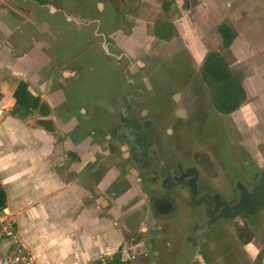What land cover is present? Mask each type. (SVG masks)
Here are the masks:
<instances>
[{
	"label": "rangeland",
	"instance_id": "374dc122",
	"mask_svg": "<svg viewBox=\"0 0 264 264\" xmlns=\"http://www.w3.org/2000/svg\"><path fill=\"white\" fill-rule=\"evenodd\" d=\"M41 1L67 11L73 22L54 9L50 14L48 6L42 7L39 0H2L9 13L10 8L22 12L20 18L7 15L1 21L3 25L0 23V92L5 97L0 99V115L6 111L0 117L4 119L0 143L7 140L13 148H24L17 144L18 140L26 142L25 130L35 129L30 140L36 146L37 158L45 155L46 161L53 163L49 166L53 174L83 190L84 209L99 201L101 258L113 257L120 250L126 264H189L194 255L187 249L185 232L193 220L194 208L168 217L156 216L155 193L144 189L139 175L128 165L126 141L114 137L121 127L118 100L110 99L108 94L115 62L109 63L107 58L105 61L96 48H88L79 58L95 60L91 75L96 84L94 96L96 91L109 96L97 99L93 95L82 97L79 91L76 101H71L70 89L65 88L62 93L64 86L59 84V75L51 71L60 64L56 59H67L93 41L100 42L94 38L93 29L97 27L104 33L122 30L120 37L122 32L133 31L125 50L136 61L148 64L144 71L148 79L142 88L150 93L156 91L154 82L161 87L158 86V93L163 118L155 115L162 130L164 153L167 154V147L176 146L174 149L188 162L194 157L202 158L205 182L225 199L236 200V182L241 180L251 187L264 169V0H174L171 17L162 8L165 0ZM157 23L172 24L171 40L155 37ZM222 27L234 36L228 49L224 47L227 32ZM133 44H142L147 54L140 57ZM211 51L220 52L231 68L243 76L247 101L230 115L214 110L209 90L201 79L200 70ZM49 80L56 85V93L49 92ZM22 81L49 105L46 119L51 121V132L39 127L38 121L45 118L38 112L26 120L15 113V103L11 104L9 98ZM71 81L72 89H78L76 79ZM193 88H198L205 99L204 112L200 113L195 103ZM178 91L184 93L189 114L186 119L173 118L169 123V114L177 109L173 96ZM151 97L152 93L140 106L156 108ZM81 109L87 110L88 115L82 116ZM17 124L21 128L9 131L4 127ZM167 129H174L175 134L168 135ZM11 135L19 138L16 141ZM6 169L0 165V170ZM68 203L67 199L62 202L64 209ZM245 228L251 238L248 244L241 237ZM201 254L202 264H264V209L253 217L218 224L209 233Z\"/></svg>",
	"mask_w": 264,
	"mask_h": 264
},
{
	"label": "flooded vegetation",
	"instance_id": "af4514ba",
	"mask_svg": "<svg viewBox=\"0 0 264 264\" xmlns=\"http://www.w3.org/2000/svg\"><path fill=\"white\" fill-rule=\"evenodd\" d=\"M93 30L95 33L94 38H99L101 41H93L82 51L77 52L74 56L70 55L67 59L65 57L61 61L56 59L60 64L54 70L50 69V71L53 70L51 74L57 73L59 75V78H57L59 84L61 87L64 86V88L60 89L62 93H65V88L70 89V93L72 94L71 101H76L75 95H78L79 91L82 97L93 95V99H97L99 96V98L109 97V94L110 99L114 101L118 100L117 115L119 116L121 127L114 137L116 140L123 138L126 141L127 147L125 149H128V156L126 157L128 165L139 175L144 189L155 193L153 209L156 216L168 217L176 211H186L189 207L194 208L191 212V214L194 213L193 220L186 226L185 242L187 249L194 255L193 258L197 260L193 261L194 259H192L190 263L202 264L200 262L202 257L201 251L208 242L209 233L218 224L229 220L218 221L204 235L196 234L194 229L207 223V210H216L217 204H219L218 201L222 200L230 205L234 204L239 198L237 185L239 182L243 183V181L238 180L235 184L238 192L236 200H227L222 193L214 191L210 184L207 181L205 182L203 170V165H205L203 161L205 160L200 157L198 159L194 157L191 162H188L181 156L177 148L174 149L176 146H171L169 149L167 147V154L164 153V148L161 144L163 142L162 130L158 128L156 119L157 115L163 118L162 99L159 100L160 93H158V90L161 91L158 88L160 85L154 82L156 87L154 86L155 88L153 89L156 91L150 93L146 91L147 88H142L148 79L147 75L145 76L144 74L148 64L136 61L125 50L127 39L132 37L131 33L133 31L129 34L122 32V37H120L118 33L122 30L110 31L108 33L100 31L99 27ZM116 35L117 37H113ZM132 46H134L133 49L139 53L140 57L147 54V49L142 44H133ZM88 48L99 49L102 52V58H107L109 63L110 61L115 62V66L112 68L114 81L112 89L107 95L103 96L102 91H96L98 93L94 96V85L96 84L92 81L91 75L95 70L92 64L95 60H80ZM57 55L59 54L57 53ZM124 62L126 63L122 64ZM52 66L53 63L51 64ZM158 66L159 64L155 66V71L158 70ZM72 79H76L78 89H72ZM49 83V92L56 93V85L53 86L54 83L51 81ZM193 89L194 91L192 92L196 98L195 103L200 113L204 112L205 99L198 88H196L198 90ZM151 93L153 97H151L150 102L155 103L156 108L152 106L149 108L141 107L140 104L144 101L146 102ZM173 101L177 109L169 114V123L173 122V118L186 119L189 114L188 108L184 106L185 103L187 104V100H184L183 92L178 91L175 93ZM72 104L73 102H70V107ZM83 110L81 109V115L87 116L88 111ZM103 110L106 115H110L107 109ZM166 133L172 136L175 134V130L167 129ZM130 135L134 137V145L129 142ZM256 183L257 181L251 187H249L248 183H245V185L249 189H252ZM193 193L196 195L195 198L193 197Z\"/></svg>",
	"mask_w": 264,
	"mask_h": 264
},
{
	"label": "crops",
	"instance_id": "0c3cea01",
	"mask_svg": "<svg viewBox=\"0 0 264 264\" xmlns=\"http://www.w3.org/2000/svg\"><path fill=\"white\" fill-rule=\"evenodd\" d=\"M41 6H48L50 14L54 9L68 20H73L62 8L52 7L46 2ZM10 10L11 13L2 6L0 0V23L7 15L20 18L22 11L18 8ZM5 29L10 31L9 27ZM13 93L9 98L11 104L15 103ZM4 113L6 111L1 114ZM3 122L4 119L1 118L0 133ZM4 127L11 131L15 127L21 128V125ZM25 131L28 133L26 142H17L24 145V148H13L14 145H8L7 140L0 143V165L7 168L5 171L0 170V187L6 193V208L0 212V216L8 217L14 227L12 237L0 240V249L5 252L11 242L19 240L36 254L35 264H91L105 259L99 255V201L84 209L83 190L80 191L74 183L65 182L59 175L53 174L50 170L53 163L47 162L45 155L37 158L36 146L30 140L36 130ZM11 136L15 139V135ZM18 138L19 136L16 139ZM32 140L35 142L33 138ZM40 161L44 162L43 166L38 165ZM10 165L13 168L8 170ZM55 184L56 188H52ZM66 199L70 203L64 204L67 207L64 209L62 202Z\"/></svg>",
	"mask_w": 264,
	"mask_h": 264
},
{
	"label": "trees",
	"instance_id": "16d2710c",
	"mask_svg": "<svg viewBox=\"0 0 264 264\" xmlns=\"http://www.w3.org/2000/svg\"><path fill=\"white\" fill-rule=\"evenodd\" d=\"M44 4V1H39ZM175 5L174 0H165L162 8L165 14L171 17V9ZM187 7V6H186ZM173 26L171 23H157L154 26L155 37L169 41L173 37ZM223 31H229L222 27ZM234 36L224 33V47L228 49L232 45ZM202 82L208 88L210 99L214 110L223 115H230L236 112L247 101V91L243 83V76L240 72L234 71L226 58L218 51H211L207 54L203 66L200 70ZM2 93L0 92V99ZM15 100V113L26 120L32 116L33 112H38L45 119L38 121L39 127L51 132L50 120L46 119L50 115L49 105L38 95H35L27 82L22 81L13 93ZM6 208V193L0 187V212ZM243 230V229H241ZM247 229L241 233L248 244L251 238L246 233ZM91 264H126L122 251H118L113 257L97 260Z\"/></svg>",
	"mask_w": 264,
	"mask_h": 264
},
{
	"label": "water",
	"instance_id": "95a60500",
	"mask_svg": "<svg viewBox=\"0 0 264 264\" xmlns=\"http://www.w3.org/2000/svg\"><path fill=\"white\" fill-rule=\"evenodd\" d=\"M129 142L134 145V137L131 135ZM237 188L239 190L238 200L232 205L220 200L216 210L208 209V221L194 229L196 234H206L211 226L220 220H235L241 216L253 217L264 209V169L260 172L257 183L252 189L241 182L238 183ZM195 196L193 193L194 198ZM194 202L196 201L194 200ZM198 250L200 251V249Z\"/></svg>",
	"mask_w": 264,
	"mask_h": 264
},
{
	"label": "built area",
	"instance_id": "2783aa9c",
	"mask_svg": "<svg viewBox=\"0 0 264 264\" xmlns=\"http://www.w3.org/2000/svg\"><path fill=\"white\" fill-rule=\"evenodd\" d=\"M13 230L8 217L0 216V240L12 237ZM36 260V254L19 240L11 242L5 252L0 249V264H35Z\"/></svg>",
	"mask_w": 264,
	"mask_h": 264
}]
</instances>
